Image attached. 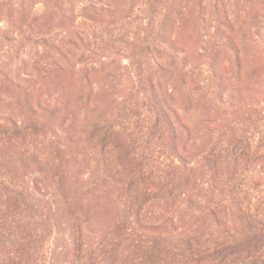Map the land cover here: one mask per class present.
<instances>
[{
  "label": "trees",
  "instance_id": "trees-1",
  "mask_svg": "<svg viewBox=\"0 0 264 264\" xmlns=\"http://www.w3.org/2000/svg\"><path fill=\"white\" fill-rule=\"evenodd\" d=\"M229 5L0 0V264H47L55 205L28 167L67 157L50 194L110 212L91 250L72 216L75 264H264V12Z\"/></svg>",
  "mask_w": 264,
  "mask_h": 264
},
{
  "label": "rangeland",
  "instance_id": "rangeland-1",
  "mask_svg": "<svg viewBox=\"0 0 264 264\" xmlns=\"http://www.w3.org/2000/svg\"><path fill=\"white\" fill-rule=\"evenodd\" d=\"M228 3H230L229 8L231 9V16L237 14V17H240L242 14H238L239 7L243 5V0H227ZM253 7L259 10H262L264 12V0H251ZM239 4V6H237ZM211 8H208L206 12L204 13L206 19L208 20L209 16L211 15ZM45 8L43 5H38L35 8L34 14L38 17H41L44 15ZM236 13V14H235ZM243 19V18H241ZM81 22L80 28L82 31H85V33L90 32V29L92 27V24L88 22L87 20H79L78 22ZM209 21V20H208ZM255 33L252 37V48L257 52V58L258 63H261V57L264 54V22L258 23L256 25V28L254 29ZM112 51V54H110V51ZM107 58L112 57L111 67L108 69L109 71H112L113 73H117L119 70H122V68L126 67L128 65L127 61H122L119 57L113 56L115 49L112 48ZM250 51V50H249ZM106 55V54H105ZM123 63H120V62ZM191 64L195 66L196 63H194L193 60L189 61ZM179 66L183 64L182 59L179 61ZM249 67L247 64L245 65ZM113 81V80H111ZM117 81H113L112 85L116 86ZM100 85H105V83H100ZM118 87V86H117ZM66 93L64 94L65 100L68 102V88L65 87ZM64 90V91H65ZM71 93V91H70ZM53 100V99H52ZM50 100V101H52ZM53 153V151H49ZM64 164L63 168L58 167H47L44 165L46 161H36L31 163V167H28L30 170H36L33 171L32 179L38 178L41 180H45V183L42 185V190L46 191H39L40 194H37L36 200L43 203L44 202H50L52 205H55L53 207V214L56 220V227L54 236L48 246V262L47 264H75V261L72 260V252H71V238H72V231L71 227L74 225L73 221L71 220L72 216L78 220L79 226H81L84 239L86 243V250L90 248L91 244H94L96 240L101 235L104 228H107V226L110 223V212L107 211V208H101L98 207L95 203H90L87 207L75 209L72 205H70L69 202L63 200L61 198L62 193L59 194H50L52 191L50 190V187L48 185V182L46 181H53L55 174H59V177L61 179H64V185L65 188L69 186V180L71 178L72 169L80 168L79 164L74 163L70 160H68V157L66 159H63ZM70 161V163H68ZM34 166V167H33ZM87 171V170H86ZM85 171H82L84 173ZM82 177L78 178V180H86L87 175L82 174ZM68 180V183L65 181ZM49 192V193H48ZM69 198H79L82 197L81 194H68ZM39 203V205L41 204ZM76 214V216H75ZM53 217V219H54ZM88 244V245H87Z\"/></svg>",
  "mask_w": 264,
  "mask_h": 264
}]
</instances>
